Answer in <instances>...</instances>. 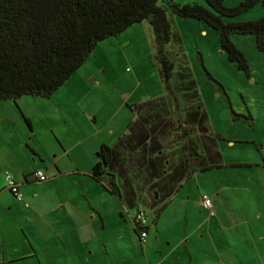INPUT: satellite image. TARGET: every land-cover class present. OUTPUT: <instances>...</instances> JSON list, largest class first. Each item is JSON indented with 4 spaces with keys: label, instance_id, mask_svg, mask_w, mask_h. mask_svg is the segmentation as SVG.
I'll return each instance as SVG.
<instances>
[{
    "label": "rangeland",
    "instance_id": "rangeland-1",
    "mask_svg": "<svg viewBox=\"0 0 264 264\" xmlns=\"http://www.w3.org/2000/svg\"><path fill=\"white\" fill-rule=\"evenodd\" d=\"M240 1L224 2L234 6ZM263 15L264 8L257 5L236 19L251 21ZM174 18L194 24L179 29L174 21L211 132L224 138L219 141L223 166L198 172L162 203L157 224L151 227L149 261L142 255L131 223L121 216L125 210L123 204L127 206L124 199L120 201L106 194L107 199L96 206L101 211L108 209L104 211V220L99 217L91 223L86 217L95 216V212L90 213L82 194L80 197L87 207L81 209L78 204H71L63 211L56 189L59 194L69 192L71 184L66 188L62 180V184L54 186L49 182H24L20 171L31 164L44 163L38 166L42 171L58 174L59 161L58 165L74 162L78 167L70 164L69 169L79 174L80 182L86 187L90 184L93 206L100 203L93 187L96 185L89 178L99 147L90 155L92 141L88 139L122 134L127 121L135 120L132 107L166 93L154 58L150 26L144 22L136 24L116 37L101 41L82 68L51 97L26 95L16 101L0 100V174L5 170L14 173L23 197L22 201L17 200L5 187L4 175L0 177L1 254L12 255L13 264H154L160 250L171 251L181 242L184 231L195 228L197 241L186 246L182 243L164 264L189 261L191 264H264V170L255 166L258 162L253 158L260 154L255 146L261 147L259 141H264V51L257 49L251 37L234 36L235 46L249 60L247 76L228 61L215 31L208 28L209 35L204 36L196 21ZM232 112L245 118L251 116L253 125L242 119L234 121ZM24 118L30 121V126ZM201 133H205L204 127L195 132ZM250 135H256L257 140ZM79 137L87 139L77 146L75 140ZM66 147L72 148L71 155ZM36 151L40 154L36 155ZM262 151L264 154V146ZM233 164L247 166L232 167ZM258 164H262L261 158ZM151 191L153 216L158 206L154 204L152 185ZM201 191L211 197L215 214L202 227L206 214L196 203ZM64 212L81 216L88 224L92 237L79 249L82 258L77 255L74 241L57 234L56 228L63 226ZM155 226L159 233H155ZM37 232L44 238L42 246ZM133 236L135 243L131 241ZM22 250L29 255L37 254L17 261L16 253L22 254Z\"/></svg>",
    "mask_w": 264,
    "mask_h": 264
},
{
    "label": "trees",
    "instance_id": "trees-1",
    "mask_svg": "<svg viewBox=\"0 0 264 264\" xmlns=\"http://www.w3.org/2000/svg\"><path fill=\"white\" fill-rule=\"evenodd\" d=\"M224 1L0 0V100L51 97L82 68L101 41L146 22L166 93L132 107L135 120L115 142L99 147L89 178L105 194L124 199L130 209L138 211L137 181L142 175L134 164L145 162L151 166L152 189L158 194L154 204L159 206L193 172L223 166L219 141L224 138L211 132L174 17L215 31L228 61L247 76L249 60L235 46L234 36H249L264 51V15L251 21L236 19L257 5L264 8V0H241L234 6ZM232 114L234 121L253 125L251 116ZM200 127L206 132L195 134ZM149 134L151 143L145 146ZM242 166L247 165H232ZM255 166L264 169V160ZM203 193L208 194L200 193L199 207ZM162 209L158 207L156 214ZM135 227L146 231L140 223L135 222Z\"/></svg>",
    "mask_w": 264,
    "mask_h": 264
},
{
    "label": "crops",
    "instance_id": "crops-1",
    "mask_svg": "<svg viewBox=\"0 0 264 264\" xmlns=\"http://www.w3.org/2000/svg\"><path fill=\"white\" fill-rule=\"evenodd\" d=\"M174 21H175V23H177V27L179 29L182 27H185V28L194 27V24L192 22L191 23L185 22V21L180 22V21L175 20V18H174ZM144 23H146V22H144ZM200 29H201L202 35H204V36L209 35L208 29L206 27L201 26ZM150 31H151V28H150ZM133 120L134 119L130 118L129 121H127L128 122L127 126ZM58 135L59 134H56V136L60 139V137ZM121 135L122 134H108V136H109L108 138H104V139H100V140L95 139V137L89 138L88 141H92V145H91L92 148H91L90 155L93 153L94 150H96L101 145H103V144L108 145L107 142H110V140H113V139L116 140ZM250 137L255 141L257 140L256 135L255 136L250 135ZM86 139H80V137H79L78 139L75 140V145H77V146L82 145ZM150 139H151V135L149 134V135H147V139H145V141H144L145 146H148L149 143H151ZM259 142H261L260 143L261 147H259V146H255V147L260 154L258 153L259 154L257 156L258 158L255 155L253 157L256 160L255 162H258V163L260 162V158H261V160H264V154L262 151V146H264V141H259ZM65 150L67 151V153H70V155L73 152L72 148L69 149V147H66ZM36 152H37V153H35L36 155L40 154V151H36ZM58 164H61V162L59 161L56 164V169H57L58 174H56L55 172L50 173V171H49V174L47 173L48 178L45 181H40L38 179V177L35 176V171L42 169V168H39L38 166L44 165V163H41V165H38L36 163L34 165L31 164L29 166V168H27V169L23 168V169H21L20 172H21V175L23 176L25 183L49 182V185L54 186L55 183L58 185L62 184L61 183V180H62L64 182H66V186H65L66 188H68V185L71 184V186L68 189L69 192L66 191L62 194H59V189L58 188L56 189V195L57 196L59 195V197L61 199V206H62L63 211H66L67 205H71V204H74V205L78 204L79 208H81V209L84 207H87V205H85L82 202L83 198L80 197V195L82 194L84 196L86 203L88 204V207L91 208L90 213L95 212V216L93 215L90 218L86 217V218L92 220L89 222L93 223V220H97V218H99V217L102 220H104V215H103L104 211H107L108 209L101 211L96 206L101 205L102 201L107 199L106 194L104 192L100 191L97 188V185L96 186L93 185L94 189L96 190V193H95L97 195L96 198L99 197V200H101L100 203L95 205V207H94L92 204V201L94 199V195L91 192L90 184H88L86 187L85 183L80 182L79 174H76L75 171H72L71 169H69V167L71 166L70 164H72L73 166H76V168H77L78 166L74 165L76 163L70 162V164H65V165H58ZM251 164L252 163H249V165H251ZM258 165H261V164H258ZM134 168L137 169L136 172H139V173L141 172V175H142L141 179L137 181V187L139 189V198H140V201L138 203V205H139L138 210L142 211L144 214L143 218L145 220V223L143 225H144V227H146L145 235L143 236L142 235L143 232H141L140 230H138L135 227V222L139 223V217H138L139 213L137 210H135V208L130 209L129 207H127L123 204V207L125 210L121 211V216L124 219V221H129L131 223L133 231L136 235L137 243H139L138 246H140V248L142 249V255H144L147 258V260L149 261V257L151 256V227H152L153 223H154V225L157 224V221H158L159 215H160V213H157V214L154 213L155 215H153L154 218L152 219L153 216L151 215V213H152L151 212L152 211L151 193H153V191H151V185L153 184L155 179H151V166H149L147 163L144 162L142 165L135 163ZM260 169L264 170L262 168H260ZM170 172H171V170H170ZM197 174H198L197 171L193 172V174H191V177L189 180L194 179ZM3 175H4V173L0 174V177H3ZM12 175H13L15 181L18 182L19 180L16 178L15 174L13 173ZM189 180H182L179 185L181 186L183 184V182H186ZM178 186H177V188L179 189L180 186L179 187ZM20 187H21V184L19 183V190H20ZM177 190L169 198H166L165 201L170 199L171 197H173L178 192ZM201 192H203V191H201ZM220 192H222V190H220ZM162 196H163V192L161 194V197ZM199 196H200V194H199ZM199 198L196 202L198 207H199ZM154 199H158V194L156 192H154ZM165 201H163V203H165ZM162 206H163V204L161 203V205H159L158 207L161 208ZM154 210H155V208H154ZM64 215H65L63 217L64 220L61 222L63 226H61L60 228H58V227L56 228L57 234L60 236H64V237L68 238L69 241H74L72 244L78 246V248H76L77 249V255L82 258L83 256H81V252L79 251V249L82 246V244L88 243L92 237L91 232L88 230V224H87V222L83 221L81 216H78L76 214H73L70 212H64ZM205 221H207V220L204 218L203 223L200 224L201 227L203 225H205V223H206ZM103 225H104V223H103ZM210 225L211 224H209V226ZM153 229H154V227H153ZM154 231H155V233H159L158 227L155 226ZM37 235H39V239L41 240V242H39V244H40V246H42L44 238H42V236H40L39 232H37ZM155 236H156V234L154 235V237ZM131 241L133 243L136 242L134 236L131 237ZM191 241H194V242L197 241V230H196V228L191 232H189V229L184 231L183 238H182L181 242H179V245L173 247V249L171 251L167 250L165 252L163 250H160L158 252L159 253L158 256H156L157 261L154 264H164L167 260L170 259L171 255L174 254V252L177 250L178 246L180 247L182 243H183L182 244L183 246H186ZM66 243L68 245H72V244H69L68 241H66ZM0 245H2V244H0ZM22 251H23L22 254L15 252L17 256L16 255H14V256L17 257V259H16L17 261L24 260L27 258H31L37 254V252H36L35 255L34 254L29 255L30 253H27L26 250H22ZM1 253H2V251H1V247H0V264H13L12 262H14V261L11 260L12 255H8L7 257H5ZM189 262H188V264H191V262L190 263ZM170 264H173V263L171 262Z\"/></svg>",
    "mask_w": 264,
    "mask_h": 264
},
{
    "label": "built area",
    "instance_id": "built-area-1",
    "mask_svg": "<svg viewBox=\"0 0 264 264\" xmlns=\"http://www.w3.org/2000/svg\"><path fill=\"white\" fill-rule=\"evenodd\" d=\"M35 176L38 177V179L40 181H45L48 177H47V174L42 171V170H36L35 171ZM4 178H5V181H6V187L13 193L14 197L19 200V201H22V194L20 193V190H19V183L17 181H15L13 175L11 174V172L5 170L4 171ZM200 206L203 210L206 211L207 213V216L209 219L213 218L214 217V211H213V203H212V199L211 197L206 194V193H203L202 194V197L200 199ZM138 217H139V223L141 225H143L145 223V220H144V214L142 211H139L138 210ZM144 226V225H143ZM143 236L145 235V233L142 234Z\"/></svg>",
    "mask_w": 264,
    "mask_h": 264
},
{
    "label": "flooded vegetation",
    "instance_id": "flooded-vegetation-1",
    "mask_svg": "<svg viewBox=\"0 0 264 264\" xmlns=\"http://www.w3.org/2000/svg\"><path fill=\"white\" fill-rule=\"evenodd\" d=\"M204 132H206V131H204Z\"/></svg>",
    "mask_w": 264,
    "mask_h": 264
},
{
    "label": "water",
    "instance_id": "water-1",
    "mask_svg": "<svg viewBox=\"0 0 264 264\" xmlns=\"http://www.w3.org/2000/svg\"><path fill=\"white\" fill-rule=\"evenodd\" d=\"M204 131H205V129H204Z\"/></svg>",
    "mask_w": 264,
    "mask_h": 264
}]
</instances>
